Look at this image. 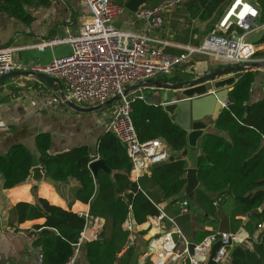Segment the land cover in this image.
Returning <instances> with one entry per match:
<instances>
[{"label":"trees","instance_id":"1","mask_svg":"<svg viewBox=\"0 0 264 264\" xmlns=\"http://www.w3.org/2000/svg\"><path fill=\"white\" fill-rule=\"evenodd\" d=\"M230 0H192L196 2L195 14L202 21L210 20L209 30L220 18ZM258 21L264 22V0H255ZM50 0H0V14L29 23L32 15L27 7L47 6ZM244 3L243 0L237 4ZM256 44L264 43L262 33ZM263 55L255 52V56ZM160 77L167 82L191 79V73H177ZM255 71L247 70L235 81L229 93L230 103L222 107L214 120V127L227 134L204 133L200 139V154L195 159L200 188L194 190L193 199L182 194L186 183L185 158L171 161L153 169L148 176L159 188L161 196L147 193L138 182L130 179L132 162L125 147L110 131L103 132L97 140V153L111 172L100 169L94 177L89 168L92 160L87 145L50 153L51 135L40 132L35 136L37 164L56 182L75 180L73 200L89 205V216L101 220V230L93 240L85 242V255L89 264H130L137 256L135 242L128 244L130 232L124 228L131 214L136 225L159 214L158 206L172 199L163 207L169 208L181 199H188L203 213L196 221L216 224L221 229L227 224L231 231L240 226L248 233L247 240L228 249L227 264H264V98L250 102V92ZM43 87L44 84L36 80ZM130 117L138 139L160 138L178 154L187 147V132L170 119L160 104H147L141 98L130 102ZM35 165L34 156L23 143L13 144L0 155L2 187L12 188L23 183ZM139 177V179L141 178ZM119 189V192L116 190ZM231 206L220 220L222 206L227 200ZM255 208L259 211L248 216ZM18 224L43 219L35 224L33 243L40 247L41 264H61L71 255L88 221L71 210L39 198L36 203L18 202L13 207ZM168 214V213H167ZM177 214V210L173 211ZM169 215V214H168ZM241 217H246L245 221ZM219 218V219H218ZM48 227L54 231L38 236L39 229ZM208 233L207 230L203 234ZM148 246V245H147ZM147 246L143 250L147 251ZM144 264H152L149 257ZM206 264H218L209 258Z\"/></svg>","mask_w":264,"mask_h":264},{"label":"crops","instance_id":"2","mask_svg":"<svg viewBox=\"0 0 264 264\" xmlns=\"http://www.w3.org/2000/svg\"><path fill=\"white\" fill-rule=\"evenodd\" d=\"M115 1L124 6L128 0ZM159 1L160 0H151L150 2V0H144L140 6H154ZM247 2L258 9L255 0H247ZM195 4L197 3L192 2V0H187L178 8L165 12L162 15V27L151 32L152 36L169 43L167 51L178 53L186 44H197L212 31V29L209 30L208 28L210 20L202 21L199 19L198 15L195 14ZM81 7L82 0H50L47 6H29L26 9L28 13L32 15V20L29 23H24L5 14H0V47L23 46L22 49L13 53L14 61L24 66L46 65L53 57L69 53L71 49L70 44L58 43L51 47H45L42 51L27 46L38 44L46 39L67 37L77 33L79 26L84 20ZM115 23L121 29L130 32H142L145 30L144 23L138 21L133 12L127 10L125 6L122 12L117 16ZM262 33H264V22H259L257 16L253 19V27L247 32L245 39L253 45L254 52L263 53L261 56L256 55L258 58H264V43H255ZM225 65H227V63L216 61L202 54H195L178 66L177 73H191L193 76L192 78H195L205 74L209 70L222 68V66ZM31 78V76H20L0 83V155L4 154L13 144L23 143L32 152L35 165H38V154L36 152L34 139L38 133L48 132L51 135L50 153L62 152L78 145H87L91 152V157H99L96 146L97 140L100 135L106 131L107 122L111 115L104 114L102 118L98 120L97 114L99 111H91L87 112V115H85V120H87V122L82 126L69 125L58 116V109L63 106L56 107L54 108L55 110H52L55 106L48 107L43 103V99L46 95L56 93L53 89L46 86L43 87L40 83L36 82V80L26 83L27 86H25L26 84L22 85L23 81L27 82ZM155 79H160V77ZM169 91L170 90L164 91L153 88H143L141 90L142 94H152L153 104H160L162 100L173 101L184 98L180 95L179 91ZM135 92L136 91L131 90L128 95H133ZM262 98H264V69L255 71V79L252 83L250 92V102ZM81 106L87 108L92 107L85 104ZM64 107L70 106L65 105ZM216 116H206L204 118L206 127L203 129L202 135L211 132L227 137L225 132L219 131L214 127ZM201 136L198 138L195 146L192 147L187 145L186 147V168H196L194 161L190 163L187 162V157L190 153H193L194 157L200 154ZM145 174H147V172ZM130 179L136 182L139 180V178L135 180V174H132ZM2 182L3 180L0 175V264H41L40 247L33 243L35 238L34 234L36 232L33 226L42 223L43 219L26 221L18 224L17 217L13 211V207L16 203L28 202L33 204L36 203L39 198H43L51 204L58 205L65 210H71L80 216L89 214L88 204L72 199V189L77 184L75 180H69L67 183L55 181L54 184L40 181L36 189H34L30 180V175L23 183L12 188H3ZM200 187L201 186L198 188ZM191 199H193V196ZM190 202L191 207L189 208V212L185 215L173 214V211L178 208L177 202L169 208L167 213L174 218L175 223L176 219H180V223L176 224L177 227L182 231L185 230L188 232V238H190L192 242L197 243L195 241H201L207 234L214 231L237 233L243 237L245 241L247 240L248 233L241 226L237 230L231 231L227 224H223L221 229H218L216 228V224L206 222L207 225H204L202 220L199 219V221H196L197 215L203 212L200 211L192 201ZM228 202L229 200L222 206L220 216L222 222L226 219L223 214H227L231 206ZM161 205L163 207L166 206L165 202ZM262 207H264V204ZM241 219L245 221L246 217H241ZM88 223H91L89 234L90 236H94V239L101 230L100 219H88L79 239L80 248L76 256L75 264H89L85 255V242L90 240L84 237V230ZM127 224H131L133 227L132 232H130V236L133 240H128V244L135 242L137 252H140L137 256L132 258L130 264H144L145 258L149 256H146L143 250H145L144 248L157 236L159 229L149 221L141 225H136L131 214L128 216L124 228H126ZM166 225L168 227L170 226L168 222H166ZM171 227L172 226H170V228ZM48 229L52 232L54 231L51 228ZM152 229L153 231H151ZM260 229L264 231V222L260 226ZM204 230H207L208 233L203 234ZM20 231L25 232L28 236L33 235V237H26V235L22 234ZM156 245L157 243L154 242L153 246ZM227 262L228 256L223 262L218 264H227ZM204 264H206V262Z\"/></svg>","mask_w":264,"mask_h":264},{"label":"built area","instance_id":"3","mask_svg":"<svg viewBox=\"0 0 264 264\" xmlns=\"http://www.w3.org/2000/svg\"><path fill=\"white\" fill-rule=\"evenodd\" d=\"M187 0H160L154 6H140L134 12L142 21L145 30L130 32L116 25L115 20L124 6L115 0H82L81 11L84 20L77 33L67 37L46 39L38 44L29 45L42 51L58 43H69L70 52L53 57L46 65L24 66L13 59V53L22 47H0V76L14 70L42 72L62 84L61 92L44 97L45 106L74 102L77 105L97 106L112 97L120 99L114 103V116L106 131L112 132L125 147L132 162L130 176L135 180L144 175L152 163L166 160L171 154L166 142L160 138L141 141L138 139L130 112V102L123 94L133 84L151 78L172 74L174 70L195 54H202L227 64L248 66L264 58L254 56V47L245 36L253 27V19L259 10L243 0H230L214 28L199 43L186 44L178 53L167 51L169 43L151 35L163 25L162 15L183 5ZM254 13V14H253ZM26 47V48H27ZM227 99L223 107L227 106ZM177 215L189 212L188 199L178 202ZM159 214L149 217L159 233L147 246L146 256L152 264H204L209 258L215 263L223 262L228 249L242 243L244 238L237 233L214 231L201 241L194 243L187 239L177 227L172 216L159 205ZM87 219L91 216H84ZM147 221V222H148ZM166 222L172 226L168 227ZM132 232L133 227L127 224ZM22 234L28 236L25 232ZM174 234L178 238L174 239ZM32 238L33 235H29ZM129 240L133 238L129 234ZM156 242L157 245L153 246ZM80 241L73 247L71 255L64 263L75 264Z\"/></svg>","mask_w":264,"mask_h":264},{"label":"water","instance_id":"4","mask_svg":"<svg viewBox=\"0 0 264 264\" xmlns=\"http://www.w3.org/2000/svg\"><path fill=\"white\" fill-rule=\"evenodd\" d=\"M144 0H128L125 3V8L129 11L134 12ZM227 4H225V7ZM264 69V61L254 62L248 66L242 64H227L222 68H216L214 70H209L205 74L191 78L188 80L176 81V82H167L161 79L151 78L142 82H138L131 86H128L123 94L126 96V99L129 100L128 93L131 90L136 91L133 96L134 98H141L147 104H153V97L151 93L142 94L141 90L144 88H153L159 90H173L179 91L180 95L184 98L180 100L166 101L162 100L160 105H162L164 111H166L171 120L176 124L181 126L187 132V145L195 146L198 138L202 135L203 129L206 127L204 118L206 116L215 117L219 110L223 107L222 104L229 99V93L232 90V86L235 81L242 75L244 71L247 70H261ZM28 77L31 76L39 82L43 83L44 86L53 89L56 92H61L62 86L61 82L58 79H55L49 75H46L42 72H35L30 70H14L7 74L0 76V83L8 79H13L16 77ZM119 96H115L107 100L106 102L99 104L97 106H92L90 108H81L80 105L75 104L74 102H67V105L85 112L99 111L97 114L98 120L102 118L104 114H110L111 117L107 124L112 120L114 116V103L119 100ZM187 155V149H184L178 154H170L169 157L161 162L152 163L147 171L148 176H150L153 169L157 168L160 165L167 164L171 161L177 159H183ZM89 168L92 172V175L96 176V171L98 169H103L108 172H111L108 167L105 165L103 159L92 156V160L89 163ZM185 178L186 184L183 188V194L192 198L193 192L200 186V182L197 176V168H185ZM30 180L36 189L37 184L40 181H45L50 184H54L55 180L51 177H48L40 165H34L30 170ZM119 192V189L116 190ZM172 199H168L165 202L167 205ZM259 209L255 208L251 210L248 214L258 212ZM91 223H88L86 229L84 230V237L88 240L94 239V236H90L89 229ZM52 231L48 227H43L39 230L38 236L45 234H50Z\"/></svg>","mask_w":264,"mask_h":264},{"label":"rangeland","instance_id":"5","mask_svg":"<svg viewBox=\"0 0 264 264\" xmlns=\"http://www.w3.org/2000/svg\"><path fill=\"white\" fill-rule=\"evenodd\" d=\"M150 2H151V0H150ZM254 56H255V53H254ZM173 75H174V73L169 74L166 77H171ZM32 80L34 81L36 79H33V77H32L27 82L26 81H23L22 82V85L23 84H26L28 82H31ZM25 86H27V84ZM169 92H172V91L170 90ZM65 105H67V104L66 103L65 104L64 103H60L58 105H55V107L51 106V107H53L52 110H55L54 108H56V107L58 108L59 106H63V107H61V108L58 109L59 110L58 111V113H59L58 116L61 118V120L65 121L69 125H74V126H82L83 124H85L87 122V120H85L86 119L85 118L86 117L85 115H87V112H85V111H79V110H76V109H74L72 107H64ZM82 105H84V104H82ZM81 108H87V107L81 106ZM194 158L196 159V157H194L193 153H190L188 155V157H187V162L188 163L193 162V161L195 162V159ZM139 182H140L141 186L143 187V189L147 193L152 194V195H154L156 197L161 196V193H160L159 188L153 183V181L148 176L141 177L139 179ZM228 203H229V205H231L232 200L230 199ZM179 223H180V219H176V224H179ZM151 231H153V229ZM181 232L183 233V235L187 239H189L190 241H192L190 238H188V232H186L185 230H183V231L181 230ZM175 238H178L176 234H174V239ZM199 241L200 240H197L195 242H199Z\"/></svg>","mask_w":264,"mask_h":264},{"label":"snow or ice","instance_id":"6","mask_svg":"<svg viewBox=\"0 0 264 264\" xmlns=\"http://www.w3.org/2000/svg\"><path fill=\"white\" fill-rule=\"evenodd\" d=\"M254 14V13H253Z\"/></svg>","mask_w":264,"mask_h":264}]
</instances>
